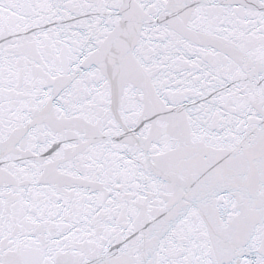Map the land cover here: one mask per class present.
<instances>
[{"label": "snow or ice", "instance_id": "snow-or-ice-1", "mask_svg": "<svg viewBox=\"0 0 264 264\" xmlns=\"http://www.w3.org/2000/svg\"><path fill=\"white\" fill-rule=\"evenodd\" d=\"M0 264H264V0H0Z\"/></svg>", "mask_w": 264, "mask_h": 264}]
</instances>
